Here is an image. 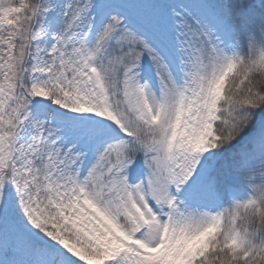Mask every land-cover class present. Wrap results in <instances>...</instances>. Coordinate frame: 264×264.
I'll use <instances>...</instances> for the list:
<instances>
[{
    "label": "snow or ice",
    "instance_id": "1",
    "mask_svg": "<svg viewBox=\"0 0 264 264\" xmlns=\"http://www.w3.org/2000/svg\"><path fill=\"white\" fill-rule=\"evenodd\" d=\"M0 264H264V0H0Z\"/></svg>",
    "mask_w": 264,
    "mask_h": 264
}]
</instances>
